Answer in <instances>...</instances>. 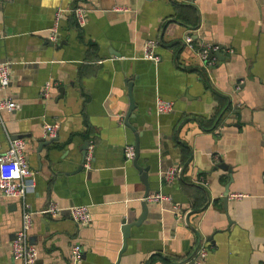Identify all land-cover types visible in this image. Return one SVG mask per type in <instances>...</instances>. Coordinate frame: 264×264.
I'll return each mask as SVG.
<instances>
[{"label":"crops","instance_id":"1","mask_svg":"<svg viewBox=\"0 0 264 264\" xmlns=\"http://www.w3.org/2000/svg\"><path fill=\"white\" fill-rule=\"evenodd\" d=\"M75 6L84 9L80 26ZM185 33L195 44L219 45L212 64L183 44ZM147 39L157 41L156 62L142 57ZM1 61L9 82L0 96L18 106L0 110V153L7 136L26 140L34 264H73V242L80 264H114L120 218L140 212L143 192L124 157V145L134 146L122 123L127 79L137 163L149 164V192L160 189L170 200L146 202L117 264H148L152 254L164 259L154 264H197L200 244L207 252L198 264H264V0H0ZM155 92L172 101L169 112L154 114ZM53 120L57 139L38 151L42 124ZM84 140L93 142L89 166L72 172ZM221 164L231 168L229 181ZM173 165L179 176L161 182L160 172ZM236 192L244 195H230ZM49 199L61 207L53 217L37 212ZM77 203L89 207L87 225L69 217L67 207ZM19 206V198L0 193V264H20L10 252Z\"/></svg>","mask_w":264,"mask_h":264},{"label":"built area","instance_id":"2","mask_svg":"<svg viewBox=\"0 0 264 264\" xmlns=\"http://www.w3.org/2000/svg\"><path fill=\"white\" fill-rule=\"evenodd\" d=\"M71 12L77 25L84 23V9L75 6L71 8ZM58 12L54 14L55 19L53 25L49 30V38L55 39L56 35V19ZM183 44L190 49H193L196 55L200 58L205 66H209L214 61L213 52L219 49L217 43L208 41H202L195 44L194 39L190 33H185L182 38ZM157 41L153 39H147L143 43V58L151 59L156 62L159 56L155 53L154 47ZM9 82V64L7 61L0 62V89H3ZM48 88V82L43 86L42 93L45 94ZM18 106L15 100L9 97L0 96V110L2 108L14 109ZM155 113H167L172 109V101L169 99H162L156 97L154 100ZM121 122V120L119 119ZM58 128V122L56 120L44 122L42 124V137L54 136ZM264 139V137H263ZM133 144L124 145L125 158H131L133 156ZM26 140L22 136L9 137L7 136V146L0 153V193L6 196L16 197L20 200V224L19 227L13 233V237L10 241V252L12 257L18 258L20 264H34L37 256L36 246L28 240V230L32 224V216L34 211L31 210L29 203L25 200L26 193L32 191L35 185L34 170L29 166L26 156ZM93 150V142L90 141L86 145L85 154L83 158V166L88 167ZM181 171L180 165L169 166L162 170L159 174L163 181H170L173 178L179 176ZM261 179L264 181V174ZM233 197L243 196L244 193L236 192L230 194ZM147 201H162L170 200V195L161 191L148 193L144 197ZM171 208L173 211H177L178 206L171 201ZM61 207L52 199H49L45 205L37 210L38 213L56 216L60 212ZM69 217L79 225H87L91 221V214L87 204L77 203L71 204L67 207ZM207 252L206 244L198 245L193 254V260L195 263L205 257ZM81 258V246L78 242H73L70 245V260L73 264H78Z\"/></svg>","mask_w":264,"mask_h":264},{"label":"water","instance_id":"3","mask_svg":"<svg viewBox=\"0 0 264 264\" xmlns=\"http://www.w3.org/2000/svg\"><path fill=\"white\" fill-rule=\"evenodd\" d=\"M45 40H46L45 42H47L48 39L46 38ZM218 53H219V49L217 51L213 52L212 54L213 55H217ZM145 59H148V58H145ZM149 60H151V59H149ZM125 83H126V89H127L126 90L127 107H126V110H125V112L123 114V117H122V123H123V125L129 127L132 130L133 135H134L133 156L131 158H128V159H130V162L132 163V165L135 167V169L138 172L139 179H140L141 183L143 184V192H142V195H141V197L139 199L140 212L136 216H134L132 219H129V220H127L126 215H123L120 218V224H119L120 245L117 248L114 264H117V261H118L120 253L125 249V246H126V243H127V238L130 235L131 226L138 225L143 220V216L145 215L146 210H147V205H146L147 200L144 197L148 193H152V192H149L150 188H149V183H148V180H147V171H148V168H149V164L140 165V164L137 163V158L140 155L139 154L138 141H137L138 131H135L134 128L131 126V124L128 121L129 117L133 115L132 110L136 106L135 101H134L133 96H132V85H133V82H132V80H128L127 79L125 81ZM58 91L59 92L62 91V87L61 86L58 87ZM156 97H159V98H162V99H165V98L161 97L159 94H157V92H155L154 95H153L152 102H151V107H152V110H153L154 114L158 115L157 113H155L154 107H153L154 100H155ZM159 114H162V113H159ZM16 136H21V135L14 134L11 137H16ZM56 139H57L56 135L48 136V137H41L38 140L36 149L39 151L40 148L43 145L49 143L52 140H56ZM87 143H88L87 140H84V142L82 143V145L80 147L79 162H78L76 168L72 172H76L78 170H81V168L84 167L83 166V158H84V154H85V149H86ZM148 158H149V156L147 155L145 157V159H148ZM220 166L222 168H224V169H227V173L229 175L227 181H229L231 179V177H230L231 168L229 166L225 165V164H221ZM160 180H161V182L163 181L161 178H160ZM156 191H161V190L157 189ZM156 191H153V192H156ZM227 194H228V187H227V183H225L224 190L222 192V199L223 200H225L227 198ZM80 263H81V258H80L78 264H80Z\"/></svg>","mask_w":264,"mask_h":264},{"label":"trees","instance_id":"4","mask_svg":"<svg viewBox=\"0 0 264 264\" xmlns=\"http://www.w3.org/2000/svg\"><path fill=\"white\" fill-rule=\"evenodd\" d=\"M183 6L188 8V9H191L192 11L194 10V8L192 6H190V5H188V4H183ZM189 22L194 24L195 23V17L191 18V20ZM156 260L164 262V259L161 258L158 254H152V255L149 256L148 264H154V262Z\"/></svg>","mask_w":264,"mask_h":264}]
</instances>
